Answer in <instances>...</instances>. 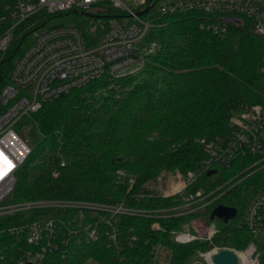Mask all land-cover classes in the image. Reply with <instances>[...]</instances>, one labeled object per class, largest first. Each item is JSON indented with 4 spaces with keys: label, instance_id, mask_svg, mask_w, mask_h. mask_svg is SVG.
<instances>
[{
    "label": "trees",
    "instance_id": "trees-1",
    "mask_svg": "<svg viewBox=\"0 0 264 264\" xmlns=\"http://www.w3.org/2000/svg\"><path fill=\"white\" fill-rule=\"evenodd\" d=\"M12 1L0 0V8ZM104 6L103 15H116ZM35 19L20 25L10 47L0 51V90L28 35L42 25L31 27ZM201 22L195 12L157 18L145 38L157 45L144 54L139 69L106 72L27 117L19 126H36L39 140L19 168L13 199H78L147 210L174 205V196L140 198V190L163 170L188 173L200 166L210 155L209 143L229 138L236 112L264 105V42L241 29L216 33ZM253 161L238 158L230 166H217L214 178L203 174L194 189L209 192L234 179L217 201L188 215L110 217L86 210L83 222L94 225V238L78 229L76 210L0 217V264H19L27 250L39 248L28 241L26 229H7L45 216L57 217L60 224L57 246L45 253L41 264H151L160 245L171 249L170 264H190L214 245L244 249L251 241L264 240L244 223L251 199L264 193V167H251ZM119 170L134 177L132 186ZM219 204L237 208V215L211 240L182 243L173 238L172 231L186 222L205 217L210 223ZM75 227L77 234L70 231Z\"/></svg>",
    "mask_w": 264,
    "mask_h": 264
},
{
    "label": "built area",
    "instance_id": "built-area-1",
    "mask_svg": "<svg viewBox=\"0 0 264 264\" xmlns=\"http://www.w3.org/2000/svg\"><path fill=\"white\" fill-rule=\"evenodd\" d=\"M159 2L160 0H13L3 9L0 8V51L10 47L16 29L26 21L38 17L31 27L42 23L29 34L32 35V42L17 56L9 78L0 90V217L44 209L76 210L79 215L78 229L89 232V237L94 238V225H84L83 222L86 210L105 212L110 217L123 213L166 218L184 216L204 210L217 201L234 179H228L209 192L203 187L194 189L203 174L212 169L218 172L217 166H230L238 158L247 156L254 158L251 167H264V105L254 104L231 117V135L227 139L209 143L210 155L200 166L188 173L162 172L141 188L140 198L146 194L174 196L177 202L169 207L147 210L129 207L124 203L108 205L78 199H13L19 168L32 149L28 140L19 135L18 130L22 129L19 125L39 111L45 102L81 87L106 72L122 74L139 69L144 61V54L157 45L156 42H145L146 35L155 26L157 18L177 12H195L202 20L201 27L205 29L220 34H225L230 29H241L264 42V0H165L157 13L144 18ZM104 3L116 15H103L107 10ZM146 8L149 9L139 13ZM73 10L88 17H96L98 23L88 30L76 24L45 27L51 17ZM118 172L132 186L134 177L123 170ZM217 172L209 176H214ZM103 219L110 221L106 216ZM194 221H191L192 225ZM244 223L253 234L264 237V193L251 199ZM59 224L57 217L45 216L22 226L8 228L9 232L26 229L28 241L39 247L27 250L19 264H41L45 253L57 246L55 240ZM185 224L182 225L184 230L172 231L177 242H190L197 238L211 240L218 232L217 228L211 226L205 236H200L186 231L189 224ZM153 226L159 227V223L155 222ZM70 231L77 234V227ZM259 242L263 246L264 240L259 239L249 242L241 250L214 245L210 250L200 253V257L206 264H215L212 261L213 255L229 249L237 254L240 264H264V246L260 247Z\"/></svg>",
    "mask_w": 264,
    "mask_h": 264
},
{
    "label": "rangeland",
    "instance_id": "rangeland-1",
    "mask_svg": "<svg viewBox=\"0 0 264 264\" xmlns=\"http://www.w3.org/2000/svg\"><path fill=\"white\" fill-rule=\"evenodd\" d=\"M165 0H160L159 4L153 8L148 14L144 16V18H149V15H153L158 12V8L161 5L162 2ZM98 19L96 17H88L86 15L80 14L78 11L73 10L71 12L65 11L61 14L55 15L51 17V19L48 21V24L45 27H49L51 25H69V24H76L79 25L84 30H88L90 27L97 24ZM32 42V35H29L25 42L22 45V49H24L27 45H29ZM22 129L18 130L19 135L23 139H27L30 146L33 144H36L39 140V132L36 126L29 127L27 125L21 126ZM162 172H168L172 173L167 170H163ZM175 173V172H174ZM177 173V172H176ZM214 178V176H213ZM189 224V227L186 229V231L195 232L200 236H205L208 232V228L211 226H214L217 229H221L224 226H226L227 223H224L221 219L215 218L214 220H210V223H208L207 219L205 217L197 218L195 219L193 225L192 222H186ZM184 224L183 226H185ZM178 231L184 230V228L181 226L180 229H177ZM171 255L172 251L167 246H158L156 248L155 255L152 259L151 264H170L171 261ZM262 259L264 261V254L262 255ZM190 264H206L204 259L202 257H198L196 260H194Z\"/></svg>",
    "mask_w": 264,
    "mask_h": 264
},
{
    "label": "water",
    "instance_id": "water-1",
    "mask_svg": "<svg viewBox=\"0 0 264 264\" xmlns=\"http://www.w3.org/2000/svg\"><path fill=\"white\" fill-rule=\"evenodd\" d=\"M149 8H146L144 11L139 12L140 14L147 11ZM217 172L216 169L208 171L207 175H212ZM237 215V208L226 206L224 204L217 205L210 214V219L214 220L215 218L221 219L224 223H228L230 220L234 219ZM212 261L215 264H240L237 254L233 250L225 249L221 250L218 253L214 254ZM30 264V263H26Z\"/></svg>",
    "mask_w": 264,
    "mask_h": 264
}]
</instances>
